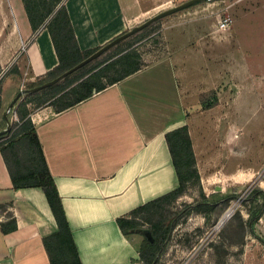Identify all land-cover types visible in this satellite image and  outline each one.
I'll return each instance as SVG.
<instances>
[{"label":"rangeland","instance_id":"374dc122","mask_svg":"<svg viewBox=\"0 0 264 264\" xmlns=\"http://www.w3.org/2000/svg\"><path fill=\"white\" fill-rule=\"evenodd\" d=\"M183 1L134 0L129 5L130 0H109L100 22L86 12L79 21L93 38L88 47L95 49L105 43L100 44L101 39L114 37L109 31L112 23L125 32ZM226 16L232 18V26L219 31L218 21ZM29 42L19 36L9 0H0L1 93L14 87L12 99L21 84L25 90L40 83L28 65ZM112 48L126 50L125 58L141 62V67L174 54L190 104L184 114L200 185H188L187 193L172 204L180 216L156 264H264V214L251 233L246 222L254 204L244 200L254 187L264 191V0L202 1L155 21ZM244 54L251 59L244 60ZM110 68L106 75L117 74L121 66ZM9 76L16 83L4 80ZM12 99L0 107V131L6 129L3 114ZM40 99L27 94L18 98L6 113L10 126L0 134V144L8 142L15 124H20L17 113L40 109ZM203 100L213 106L200 108ZM202 202L211 203L210 209L191 210ZM230 209L231 215L223 220Z\"/></svg>","mask_w":264,"mask_h":264},{"label":"crops","instance_id":"0c3cea01","mask_svg":"<svg viewBox=\"0 0 264 264\" xmlns=\"http://www.w3.org/2000/svg\"><path fill=\"white\" fill-rule=\"evenodd\" d=\"M14 1L19 10L18 14L15 7L13 11L9 0L12 15L20 38L30 39L26 46L28 65L38 78L56 66L57 57L46 29L32 41L22 3ZM108 2L67 0L81 50L95 46L88 47L93 38L80 18L86 12L100 22L110 8ZM132 3L134 0L129 5ZM109 31L112 37L123 28L112 23ZM104 42L106 39L100 40V44ZM249 56L242 57L251 59ZM177 63L174 54L160 57L62 112L43 106L29 113L82 264L137 262L146 231L125 236L116 219L178 187L164 137L187 124L184 111L190 104ZM4 80L16 83L11 76ZM6 90L1 93L3 106L12 99L15 88ZM12 220L16 228L3 232L2 226ZM56 230L43 191L14 189L0 153V264H50L42 238Z\"/></svg>","mask_w":264,"mask_h":264},{"label":"trees","instance_id":"16d2710c","mask_svg":"<svg viewBox=\"0 0 264 264\" xmlns=\"http://www.w3.org/2000/svg\"><path fill=\"white\" fill-rule=\"evenodd\" d=\"M20 1L31 29L32 41L41 29H46L57 57L56 66L38 77L40 83L37 86L58 77L94 51V49L81 50L79 48L66 9L67 0ZM126 53V50L114 51L113 48H110L99 58L66 76L58 83L31 92L27 96H40V104L51 107L56 113L62 112L140 70L141 62H130L124 56ZM115 56L120 59V62L116 61L117 58L113 59ZM117 64L121 66L117 74L106 75V72L111 69L110 65L114 68V65ZM77 90L78 92H76ZM71 92H74L73 96L71 99H67ZM48 94H51V98L57 97L62 100L61 103L52 102L51 98L47 96ZM212 99L216 101L217 96L214 95ZM212 106L213 104L209 100L199 103V107L202 109ZM29 113H17L20 124H15L9 141L0 144V153L4 158L14 189L40 188L45 195L57 226L56 232L42 238L49 263L82 264L72 230L61 204V197L49 172ZM164 137L178 179V187L132 209L127 216L116 219L121 233L125 236L143 235L145 231L150 233L152 241L145 238L146 244L139 251L138 260L142 264H151L156 255L158 253L161 255L165 249L170 231L180 216V211L176 212L171 208L172 204L187 193L188 185H200L187 125L166 132ZM259 198L260 203L257 201ZM244 200L254 204L246 222L250 232L253 233L254 225L264 214V191L259 187H254ZM210 207L211 203L202 202L191 210L200 213ZM15 228L16 223L12 220L10 224L2 226V231L6 233Z\"/></svg>","mask_w":264,"mask_h":264},{"label":"water","instance_id":"95a60500","mask_svg":"<svg viewBox=\"0 0 264 264\" xmlns=\"http://www.w3.org/2000/svg\"><path fill=\"white\" fill-rule=\"evenodd\" d=\"M202 1H209V0H186L183 1L182 3L171 7L169 9H166L164 11H161L155 15H153L152 17L146 19L145 21H143L142 23H140L139 25H136L134 27H132L131 29H129L128 31L119 33L118 35L112 37L110 40H108L107 42H105L104 44L100 45L99 47L95 48L94 51L88 55L86 58H84L82 61H80L79 63H77L75 66L71 67L70 69H68L67 71H65L64 73H62L61 75H59L58 77L47 81L39 86H36L34 88L31 89H25L23 91H19L16 96L12 99V101L9 103V105L7 106V108L5 109V112L8 113L10 111V109L12 108L13 104L18 100V98L21 96V94H28L31 92H35L38 90H42L45 89L49 86H52L56 83H58L60 80H62L63 78H65L66 76L72 74L73 72L77 71L78 69H80L81 67L85 66L86 64L92 62L93 60L99 58L101 55H103L106 51H108L110 48H112L113 46H115L116 44H118L120 41L128 38L129 36L137 33L138 31L144 29L145 27L149 26L150 24L154 23L155 21L166 17L168 15H171L173 13H176L178 11L187 9L189 7H191L192 5H195L199 2ZM13 6V11H14V5ZM43 30V29H42ZM80 48V47H79ZM6 113L3 114L5 122H6V129L4 131H7L9 126H10V122L6 116ZM4 131H0V134L4 133ZM223 220L220 221V224H222ZM145 238L149 241H152V237L150 235L149 232H145L144 234ZM160 256V253H158L155 257V259L153 260V262L151 264H155L158 257Z\"/></svg>","mask_w":264,"mask_h":264},{"label":"built area","instance_id":"2783aa9c","mask_svg":"<svg viewBox=\"0 0 264 264\" xmlns=\"http://www.w3.org/2000/svg\"><path fill=\"white\" fill-rule=\"evenodd\" d=\"M231 24H232V20H231V18L228 17V16H226V17L223 18L222 20H219V21H218L217 29H218L219 31H226L227 29L230 28ZM23 88H24V86H23V84H21V85H20V90H19V91H23ZM23 96H24V94H21L22 99H23Z\"/></svg>","mask_w":264,"mask_h":264},{"label":"bare ground","instance_id":"6f19581e","mask_svg":"<svg viewBox=\"0 0 264 264\" xmlns=\"http://www.w3.org/2000/svg\"><path fill=\"white\" fill-rule=\"evenodd\" d=\"M13 2H14V0H13ZM14 3H16V2H14ZM14 7H15V12L18 14L19 8L17 9V4L16 5L14 4ZM78 38H79L80 45L84 46L79 36H78ZM232 211H233L232 209L228 210L226 212V214L224 215L223 220H226L231 215Z\"/></svg>","mask_w":264,"mask_h":264}]
</instances>
